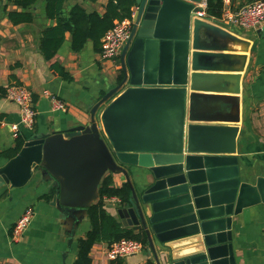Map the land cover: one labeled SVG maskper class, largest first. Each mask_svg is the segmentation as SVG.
Instances as JSON below:
<instances>
[{
  "label": "water",
  "instance_id": "95a60500",
  "mask_svg": "<svg viewBox=\"0 0 264 264\" xmlns=\"http://www.w3.org/2000/svg\"><path fill=\"white\" fill-rule=\"evenodd\" d=\"M204 1L135 0L130 35L119 55V83L93 104L88 124L26 141L0 168L2 183L22 186L34 172L52 181L50 205L72 221L74 233L79 215L97 201L102 177L121 174L130 203L118 205L116 214L124 228L145 234L155 264H238L232 217L264 204V177L250 181L240 172L239 126L227 116L238 108L241 74L198 71H233L214 59H246L209 47L196 51L200 37L192 29L212 21L198 14L203 9L195 4ZM228 78L236 84L223 86ZM200 99L220 102L221 113L212 115ZM127 166L145 171L140 190Z\"/></svg>",
  "mask_w": 264,
  "mask_h": 264
},
{
  "label": "crops",
  "instance_id": "0c3cea01",
  "mask_svg": "<svg viewBox=\"0 0 264 264\" xmlns=\"http://www.w3.org/2000/svg\"><path fill=\"white\" fill-rule=\"evenodd\" d=\"M106 1L91 3L66 0L64 11L67 12L73 4H80L88 11L97 10L101 13ZM10 10L16 8L7 0H0V168L10 160L1 153L13 147L18 136L25 143L56 131L88 124L93 104L116 86L122 76L120 56L113 60L102 59L91 41L79 52H74L70 49V33H66V39L53 60H46L39 48L40 35L44 28L55 25V22L46 19L44 2L39 1L32 8L34 20L29 24L13 25L7 15ZM211 20H203L192 29L200 37V50L196 51L205 52V48L209 47L213 53L244 54L246 59L237 56L231 59L215 58L217 65L235 67L234 70L217 68L198 71L213 75L241 74L238 108L234 107L227 116L235 119L239 126L236 156L240 172L247 176L245 179L254 181L256 176L264 177V25L255 31H244L224 26L212 18ZM200 60L203 62V57ZM52 62L62 66L71 80H64L52 68ZM243 62L244 68L240 69ZM212 80H209L210 85L216 86L218 81ZM222 83L225 87H232L236 84V79H223ZM12 84L24 85L32 92L36 116L31 128L20 123L18 105L4 96L5 88ZM199 93L220 97L234 96L233 93L223 91ZM54 101L62 102L66 109H55ZM200 101L210 113H221L218 107L220 102L216 103L213 99ZM103 108L104 105L97 113L100 114ZM227 111L228 108L225 107L222 113ZM14 124L18 127L17 131L11 128ZM127 170L133 186L140 190L145 171L134 166H127ZM124 181L121 174H112L113 186H121ZM53 194L52 181L44 179L38 172H34L19 187L2 183L0 179V264L74 263L77 240L90 229V222L87 215H79L72 233V221L50 205ZM105 202L107 212L120 222L116 214L118 202L112 198ZM28 208L33 211L28 229L20 237H11L15 221ZM232 236L238 264H264V204L245 208L240 214L233 216ZM107 246L103 242L92 246L89 253L90 264H147L149 260L154 263L145 247L135 255L109 260L105 254ZM157 251L163 263V252Z\"/></svg>",
  "mask_w": 264,
  "mask_h": 264
},
{
  "label": "trees",
  "instance_id": "16d2710c",
  "mask_svg": "<svg viewBox=\"0 0 264 264\" xmlns=\"http://www.w3.org/2000/svg\"><path fill=\"white\" fill-rule=\"evenodd\" d=\"M16 10H10L7 15L13 25L29 24L34 20L32 8L39 2H44V14L46 19L55 22V25L44 28L41 31L39 48L43 57L51 61L55 57L66 39V33H70V49L79 52L88 41L92 42L96 52L100 51L101 39L110 29L114 21L124 19L131 20L135 8V0H107L100 13L97 10H86L80 4H73L65 12L66 0H7ZM95 3L97 0H82ZM205 13L210 18H219L221 15V0H206ZM51 66L66 81L71 76L57 62ZM122 77V76H121ZM121 77L119 80H121ZM5 93V92H4ZM24 144L21 136L15 139L13 147L4 150L1 155L11 159L17 155ZM99 197L87 210L90 229L77 240L76 259L73 264H90L89 253L96 243L111 244L121 238L135 239L147 248V238L142 231H133L124 228L121 223L107 212L106 200L119 199L118 205L130 203V190L127 183L115 187L112 182V174L106 173L100 182ZM120 260V259H117ZM147 264H154L151 260Z\"/></svg>",
  "mask_w": 264,
  "mask_h": 264
},
{
  "label": "built area",
  "instance_id": "2783aa9c",
  "mask_svg": "<svg viewBox=\"0 0 264 264\" xmlns=\"http://www.w3.org/2000/svg\"><path fill=\"white\" fill-rule=\"evenodd\" d=\"M195 6L203 9L202 12L198 13L201 17H208L205 13L206 1L195 4ZM213 20L224 26L235 27L244 31H255L264 25V0H221V15ZM131 26L132 19L114 21L113 26L105 32L101 39L99 54L102 59L110 60L119 57L123 45L129 38ZM4 96L18 105L20 123L31 128L36 116L32 92L24 85L12 84L5 88ZM53 106L55 109H66L60 101H54ZM11 128L13 131L18 130L15 124L11 125ZM112 199L119 202L117 198ZM32 215L33 211L30 208L21 214L11 229V237H20L28 229ZM143 248L142 243L138 240L121 238L109 244L105 254L109 260H117L135 255L141 252Z\"/></svg>",
  "mask_w": 264,
  "mask_h": 264
},
{
  "label": "rangeland",
  "instance_id": "374dc122",
  "mask_svg": "<svg viewBox=\"0 0 264 264\" xmlns=\"http://www.w3.org/2000/svg\"><path fill=\"white\" fill-rule=\"evenodd\" d=\"M115 59V58H114ZM110 60H113V59H110Z\"/></svg>",
  "mask_w": 264,
  "mask_h": 264
}]
</instances>
